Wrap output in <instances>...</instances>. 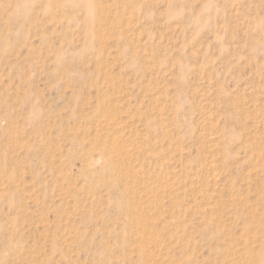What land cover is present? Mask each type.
I'll use <instances>...</instances> for the list:
<instances>
[{
  "label": "rangeland",
  "instance_id": "obj_1",
  "mask_svg": "<svg viewBox=\"0 0 264 264\" xmlns=\"http://www.w3.org/2000/svg\"><path fill=\"white\" fill-rule=\"evenodd\" d=\"M0 264H264V0H0Z\"/></svg>",
  "mask_w": 264,
  "mask_h": 264
},
{
  "label": "bare ground",
  "instance_id": "obj_2",
  "mask_svg": "<svg viewBox=\"0 0 264 264\" xmlns=\"http://www.w3.org/2000/svg\"><path fill=\"white\" fill-rule=\"evenodd\" d=\"M212 135H213V134H212ZM211 138H213V137H211ZM212 165H213V164H212ZM203 194H204V193H203ZM203 194H202V195H203ZM202 198H203V197H202ZM202 198H201V199H202ZM203 199H204V198H203ZM193 202H194V201H193Z\"/></svg>",
  "mask_w": 264,
  "mask_h": 264
}]
</instances>
